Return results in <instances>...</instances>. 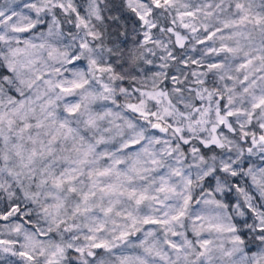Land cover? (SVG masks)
<instances>
[{"label":"snow or ice","instance_id":"snow-or-ice-1","mask_svg":"<svg viewBox=\"0 0 264 264\" xmlns=\"http://www.w3.org/2000/svg\"><path fill=\"white\" fill-rule=\"evenodd\" d=\"M0 264H264V0H0Z\"/></svg>","mask_w":264,"mask_h":264}]
</instances>
